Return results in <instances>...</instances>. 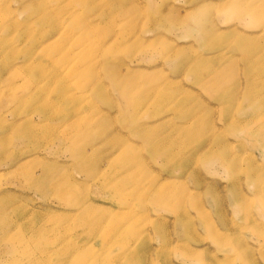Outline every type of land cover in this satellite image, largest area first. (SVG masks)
Returning <instances> with one entry per match:
<instances>
[{"label":"rangeland","instance_id":"rangeland-1","mask_svg":"<svg viewBox=\"0 0 264 264\" xmlns=\"http://www.w3.org/2000/svg\"><path fill=\"white\" fill-rule=\"evenodd\" d=\"M0 264H264V0H0Z\"/></svg>","mask_w":264,"mask_h":264},{"label":"bare ground","instance_id":"bare-ground-1","mask_svg":"<svg viewBox=\"0 0 264 264\" xmlns=\"http://www.w3.org/2000/svg\"><path fill=\"white\" fill-rule=\"evenodd\" d=\"M251 39H248V42H250Z\"/></svg>","mask_w":264,"mask_h":264}]
</instances>
